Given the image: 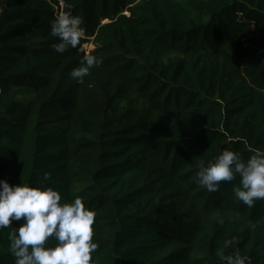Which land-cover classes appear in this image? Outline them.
Instances as JSON below:
<instances>
[{
    "label": "trees",
    "instance_id": "obj_1",
    "mask_svg": "<svg viewBox=\"0 0 264 264\" xmlns=\"http://www.w3.org/2000/svg\"><path fill=\"white\" fill-rule=\"evenodd\" d=\"M1 4L0 179L35 187L48 172L46 186L82 197L94 264H222L233 238L264 264V200L238 201V178L217 192L194 182L224 149L264 150V0ZM62 12L85 30L63 54L51 35ZM91 38L99 63L81 83L70 73ZM21 222L0 230V264H14Z\"/></svg>",
    "mask_w": 264,
    "mask_h": 264
},
{
    "label": "clouds",
    "instance_id": "obj_2",
    "mask_svg": "<svg viewBox=\"0 0 264 264\" xmlns=\"http://www.w3.org/2000/svg\"><path fill=\"white\" fill-rule=\"evenodd\" d=\"M83 20L70 12L58 14L51 23V35L58 38L53 47L63 54L69 48H77L85 37ZM97 57L84 56L70 76L78 82L98 66ZM235 197L251 208L258 200H264V150L255 151L246 160L238 152L224 149L213 159L201 161L195 172L194 182L201 189L217 192L221 182H233ZM50 173H43V181ZM28 183L10 185L0 179V230L12 228L13 221L21 222L9 233L8 251L14 264H94L93 254L99 248L94 241L96 212L83 198L72 200L62 197L61 191ZM222 223V221H220ZM54 246H49L50 240ZM235 238L226 240L224 248H218L216 256L222 264H251V258L241 255ZM231 248L230 253L224 249Z\"/></svg>",
    "mask_w": 264,
    "mask_h": 264
},
{
    "label": "rangeland",
    "instance_id": "obj_3",
    "mask_svg": "<svg viewBox=\"0 0 264 264\" xmlns=\"http://www.w3.org/2000/svg\"><path fill=\"white\" fill-rule=\"evenodd\" d=\"M60 4H61V2H60ZM1 9H2V4H1V0H0V10ZM110 22H112V21H110ZM110 22H109V20H105V21H103V25L106 24V23H110ZM94 50H95V44L93 43L92 38L89 39L87 43H84V45H82V47H81V52H82V54L84 56H86L87 54L93 52Z\"/></svg>",
    "mask_w": 264,
    "mask_h": 264
},
{
    "label": "water",
    "instance_id": "obj_4",
    "mask_svg": "<svg viewBox=\"0 0 264 264\" xmlns=\"http://www.w3.org/2000/svg\"><path fill=\"white\" fill-rule=\"evenodd\" d=\"M106 24H108V23H106Z\"/></svg>",
    "mask_w": 264,
    "mask_h": 264
}]
</instances>
